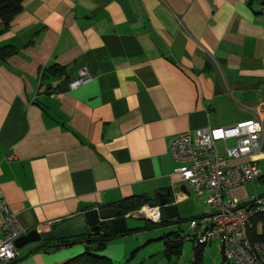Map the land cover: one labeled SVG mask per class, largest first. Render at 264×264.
Wrapping results in <instances>:
<instances>
[{"label":"crops","instance_id":"obj_1","mask_svg":"<svg viewBox=\"0 0 264 264\" xmlns=\"http://www.w3.org/2000/svg\"><path fill=\"white\" fill-rule=\"evenodd\" d=\"M5 45L17 52L0 58V200L22 235L132 195L162 200L171 189L177 207L190 192L174 172L175 137L258 113L264 123V0H25L9 27L0 25ZM81 70L91 78L71 88ZM260 144L254 183L264 182V132ZM218 147L225 152L223 141ZM139 225L127 222L131 232L99 252L113 264H173L182 255L184 245L167 250L173 230L129 237L153 229ZM156 240L163 250H147ZM192 242L175 263L191 264ZM213 243L201 264H221ZM40 244L18 250L14 264H63L95 246Z\"/></svg>","mask_w":264,"mask_h":264},{"label":"built area","instance_id":"obj_2","mask_svg":"<svg viewBox=\"0 0 264 264\" xmlns=\"http://www.w3.org/2000/svg\"><path fill=\"white\" fill-rule=\"evenodd\" d=\"M81 70L71 88L90 79ZM264 132L262 116L241 120L226 127H199L175 137L170 153L181 182L198 195H207L210 210L203 218L189 221L185 239L196 244L217 242L222 249L221 264H264V193L242 202L233 190L261 178L252 155L260 152ZM233 143L230 144V141ZM226 144L220 152L218 142ZM9 155L8 159H13ZM127 215L162 221L161 206L145 204ZM24 232L5 198L0 200V264H11L19 254L15 241ZM184 232V231H183Z\"/></svg>","mask_w":264,"mask_h":264},{"label":"trees","instance_id":"obj_3","mask_svg":"<svg viewBox=\"0 0 264 264\" xmlns=\"http://www.w3.org/2000/svg\"><path fill=\"white\" fill-rule=\"evenodd\" d=\"M25 0H0V25L4 26L5 28L9 27L12 19L18 15L23 10V3ZM17 52V48L13 45H5L0 46V58L4 59L8 56H11ZM157 199H152L147 194H140V195H132L129 196L121 202L116 203L115 206H119L122 208V215L135 211L142 207L145 204L150 205H157ZM105 207V206H103ZM194 219V218H193ZM148 220V219H147ZM148 224L151 225H161L165 226L168 225L167 222H152L150 220L147 221ZM131 232V229H127L126 232L122 233H114L111 229L109 233L106 235H84L81 237L71 238V239H63V240H51V241H42L40 246L48 247L50 245H66L72 244L73 242H79L80 239H85L90 244H95L93 247H88L83 253L80 255L66 261L63 264H113L112 260L107 257L106 255L101 254L99 251L102 250L107 242L117 236L124 235L126 233ZM166 237V245L168 252H172L175 254H180L183 243L185 242V238L183 237V230L176 231L173 230L165 235ZM193 241V240H192ZM55 243V244H53ZM50 244V245H49ZM194 257L191 261V264H201L204 244H196L194 245ZM17 260H15L14 264Z\"/></svg>","mask_w":264,"mask_h":264},{"label":"water","instance_id":"obj_4","mask_svg":"<svg viewBox=\"0 0 264 264\" xmlns=\"http://www.w3.org/2000/svg\"><path fill=\"white\" fill-rule=\"evenodd\" d=\"M181 188L189 190L186 184H183ZM171 193V189H168L166 194H162L164 199L161 200L159 196L157 197V204L161 206L163 222H169L178 214L176 205L170 203ZM122 212L120 204L117 207L91 208L72 218L65 219L55 226L45 224L41 227V231L38 229L31 230L27 234L19 236L15 244L20 249L28 244L41 243L42 241H51L53 239L63 240L84 235H106L110 229L114 233L126 232L128 229L127 218L122 215Z\"/></svg>","mask_w":264,"mask_h":264},{"label":"rangeland","instance_id":"obj_5","mask_svg":"<svg viewBox=\"0 0 264 264\" xmlns=\"http://www.w3.org/2000/svg\"><path fill=\"white\" fill-rule=\"evenodd\" d=\"M231 141L230 144H232ZM189 191H190V196L177 204L179 216L175 217L174 224H171L169 226L151 225L150 227H152L153 229L141 231L138 234L129 237H132L133 239H144L147 241L152 236H160L163 235L165 232H169L170 230H177L179 228H182L184 230L183 233L185 234L189 233L190 230L189 221L184 222V220L189 219L195 215L201 216L204 213L211 211L210 205L207 202V195H198L195 192H193L191 189H189ZM263 192H264V182H257V183H249L245 185V187H241L233 190L232 195L237 196L242 202H246L251 198L257 197ZM146 221H148L146 218L138 217L135 215H132L127 218L128 224L134 226L135 224L136 225L141 224L139 226H143L146 223ZM158 233L159 235H156ZM183 244H184L183 253L178 259L176 258L175 260H173L172 262L173 264H177V262L175 263V261H178L179 259H180L179 263H182L183 257H185V251H190L193 247V242L189 239H186ZM158 246L161 250H163V248L165 247L164 241L163 240L152 241L146 245V249L149 250L153 248V250H157L156 248ZM211 247L217 248L218 245L216 243L207 244L206 249L209 250ZM19 250H23V247L20 248ZM164 261L165 263H169V261L167 260Z\"/></svg>","mask_w":264,"mask_h":264}]
</instances>
